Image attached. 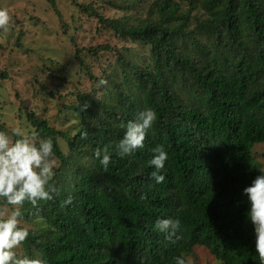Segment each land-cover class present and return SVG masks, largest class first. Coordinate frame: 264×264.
Returning a JSON list of instances; mask_svg holds the SVG:
<instances>
[{"label":"trees","instance_id":"16d2710c","mask_svg":"<svg viewBox=\"0 0 264 264\" xmlns=\"http://www.w3.org/2000/svg\"><path fill=\"white\" fill-rule=\"evenodd\" d=\"M103 1L123 10V17L107 18L91 4L75 3L149 54L140 63L118 52L113 72L100 81L102 96L84 91L75 103L63 104L74 116L70 130L26 111L34 131L53 137L61 164L52 199L22 208L21 223L30 229L21 243L25 254L48 264H174L175 256L188 260L202 245L223 264H259L243 189L262 168L253 149L264 142V0H151L136 20L131 12L144 0ZM100 49L114 47L90 52ZM81 53L77 48L84 68ZM145 107L157 117L144 146L117 156L121 123ZM0 129H7L2 121ZM157 145L168 153L157 173L164 176L160 183L148 163ZM105 147L112 154L107 169L95 156ZM167 217L179 220L171 235L154 227Z\"/></svg>","mask_w":264,"mask_h":264},{"label":"rangeland","instance_id":"374dc122","mask_svg":"<svg viewBox=\"0 0 264 264\" xmlns=\"http://www.w3.org/2000/svg\"><path fill=\"white\" fill-rule=\"evenodd\" d=\"M76 1L93 5L107 18L125 14L103 0ZM150 3L151 0L139 3L131 12V20L143 18ZM0 6L10 12L9 25L0 28V121L9 130L16 125L34 130L25 117L27 110H34L59 130H70L74 116L63 104L75 103L77 94L84 91L97 90L102 96L104 84L100 81L106 71L113 72L111 66L118 52L140 63L149 54L148 47L121 39L112 29L102 26L97 17L82 12L75 0H0ZM56 9L63 14L66 27L60 24ZM21 32L22 46H17ZM103 45L113 46L114 50L90 52ZM77 48L82 49L84 68L76 58ZM88 71L100 79H91ZM59 143L67 153L66 141L60 137ZM253 155L264 168V142L254 146ZM55 160L58 167L61 163ZM11 210L12 206L0 204V214ZM15 251L26 255L21 244ZM187 259L191 264H223L202 245H196Z\"/></svg>","mask_w":264,"mask_h":264},{"label":"clouds","instance_id":"9594fccd","mask_svg":"<svg viewBox=\"0 0 264 264\" xmlns=\"http://www.w3.org/2000/svg\"><path fill=\"white\" fill-rule=\"evenodd\" d=\"M9 22V9L0 6V28L6 29ZM156 117L153 108L145 107L136 114L135 119L122 122L120 126L124 132L115 144V154L124 157L142 148ZM56 143L58 146V141ZM53 145V137L40 136L36 131L20 125L12 126L10 130L0 129V201L12 206L10 212L0 214V264H48L41 257L17 255L15 249L30 235V229L21 223L25 202L38 207L39 201L51 200L56 191L52 184L56 164ZM152 152L148 162L154 167L151 175L156 183H160L164 176L157 173L165 167L168 153L163 145H157ZM95 156L100 165L107 169L112 160L107 147L97 148ZM243 192L249 203L247 215L254 225L259 264H264V168H259V175ZM154 227L159 232L171 235L178 229L179 220L158 218ZM173 259L174 264H191L184 255H177Z\"/></svg>","mask_w":264,"mask_h":264}]
</instances>
